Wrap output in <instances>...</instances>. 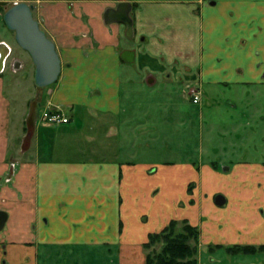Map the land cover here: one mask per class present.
I'll return each mask as SVG.
<instances>
[{
    "label": "rangeland",
    "instance_id": "obj_1",
    "mask_svg": "<svg viewBox=\"0 0 264 264\" xmlns=\"http://www.w3.org/2000/svg\"><path fill=\"white\" fill-rule=\"evenodd\" d=\"M21 1L33 5L35 10L44 4L53 5L51 1L64 3L66 0ZM5 10L6 7L0 6V24L4 34L16 45L13 33L2 21ZM33 17L38 21L36 12ZM175 22L166 18L159 24L152 23L153 30H161L158 33L153 31L152 35L149 34L150 26L143 24L148 31L142 33L144 39L149 41L152 38L158 49L149 54L154 56L153 61L157 60L148 63L145 71H137L138 80L120 82L119 110L114 119L106 114L82 110L69 114L87 126L74 129L73 121L63 128L44 126L51 133L46 134L49 137L45 138L41 149L61 150L57 143L65 139L63 150L79 154L68 158V163L89 165L98 162L101 165L111 162L119 168L122 165L142 168L141 175L132 177L130 185L140 186L141 191L146 189L145 193H136L134 189L132 192L136 195L132 197L137 201L143 196L148 203L143 201L138 205L132 202L131 211L135 214L128 213L131 215L128 220L127 217L124 219L126 213L122 214L121 169L116 174L115 201L119 211L115 234H133L136 228L149 227V223L154 224L156 220L155 227L161 223L166 227L175 221V231L180 232L182 221H186L198 230L197 264H264V46L259 47L257 65L260 73L257 79L247 83L228 81L207 85L201 73L199 21L194 26H187V20H181L179 24ZM16 48L17 53L26 59L27 66H31L29 56L18 46ZM14 74L4 79L5 88L24 83V75L16 77ZM24 90L21 89L22 93L16 96L8 91L5 98L13 104L10 121L16 123L21 121V116L18 117L20 113L15 112L13 106L20 107L21 104L25 108L26 105L23 117L26 137L20 147L28 150L33 135L28 132L31 121H40L37 105L39 102L43 105L47 95L39 94L34 83L31 87L33 99L30 95H23ZM194 95L199 96L197 104L192 102ZM92 119H96L94 125L89 123ZM13 138L17 139V135ZM91 151H98L100 157L87 156ZM19 161L8 160L10 168L0 178V186L6 184L4 178L9 181L14 177L17 172L15 163ZM23 187L22 184L19 189ZM27 188L19 190L17 198L12 192L13 198L0 192V209L15 212L19 209L18 204L25 208L26 199L34 190ZM217 195L225 198L224 205L215 204ZM30 224L37 228V234H42L44 226L39 218ZM146 239L131 244L133 251L129 252L133 256L136 251L134 258L141 256L144 264L145 253L149 251L143 247ZM54 245L48 257L43 248L38 250L36 264L118 263L116 245L112 250L104 246L98 249H60L58 244ZM159 246L160 243L155 245L156 248Z\"/></svg>",
    "mask_w": 264,
    "mask_h": 264
},
{
    "label": "crops",
    "instance_id": "obj_2",
    "mask_svg": "<svg viewBox=\"0 0 264 264\" xmlns=\"http://www.w3.org/2000/svg\"><path fill=\"white\" fill-rule=\"evenodd\" d=\"M211 1L214 3H208ZM128 2L132 6L130 15L134 28L131 39L126 38L124 25L106 24L103 20L104 12L115 8V0L51 1L53 5L44 4L34 10L40 28L54 43L61 61V74L55 87H36L39 94L47 95L45 103L42 105L39 102L37 105L40 114L47 109L61 111L69 123L73 121L74 129L87 126L69 115L81 110L85 113L106 114L108 118L114 119L119 110L120 82L138 80L137 71H145L147 64L153 61L154 56L149 52L158 50L152 38L149 41L144 39L142 33L148 31L144 29L145 26L142 27L143 24L150 26L149 34L152 35L153 31L158 33L161 30H153L151 26L166 18H171L177 24L187 20V26H194L199 21L202 39L201 73L205 84L216 85L228 81L247 83L258 78V52L259 47L264 46V40H259V35L264 33V0ZM1 25L0 53H4L5 48L9 52L0 71V178L10 168L7 163L9 159L20 161L15 163L17 172L14 177L9 181L4 178L6 184L0 186V192L13 198L12 192L17 198L19 190L24 191L27 187L34 190L26 199L25 208L18 204L19 209L15 212L0 209L7 215L3 230L0 231V264H36L38 250L43 248L48 257L54 244H58L60 249H98L104 246L107 250H112L116 245L117 264H144L141 256L139 259L134 258L136 251L133 256L129 254L133 251L131 244L142 243L148 233L161 230L164 224L155 227L156 220L154 224L150 222L149 227L144 225L136 228L133 234H115L119 211L115 201L116 174L121 169L122 214L126 213L124 219L127 217L128 220L131 218L128 213L135 214L131 211L132 202L138 205L146 202L143 196L137 201L132 197L134 189L141 194L146 189L141 191L140 186L130 185L132 177L141 175L142 168L139 165H122L119 168L111 162L101 165L98 162L89 165L68 163V158L78 157L79 154L63 150L65 139L57 143L61 150H42V143L49 137L46 134L51 130L43 128L37 119L30 123L31 129L28 132H33V135L28 150L21 149L20 144L26 137L23 118L26 105L25 108L21 104L22 108L13 106V110L20 113L18 117L21 116V121H10L9 113L13 104L5 95L9 91L16 96L22 93L21 89H25L23 95H30L33 99L31 87L34 67L28 56L31 66H27L26 59L17 53V44L14 45L8 39ZM124 51L134 53L131 62L121 59ZM13 73L16 77L24 75V83H14L10 89L5 88L4 79ZM95 120L89 123L94 125ZM16 135L17 139L13 138ZM87 156L100 157L98 151H91ZM52 158L54 160L51 161ZM22 184L25 187L19 189ZM37 218L44 226L42 234H37V228L30 224ZM11 219L13 222L9 224Z\"/></svg>",
    "mask_w": 264,
    "mask_h": 264
},
{
    "label": "water",
    "instance_id": "obj_3",
    "mask_svg": "<svg viewBox=\"0 0 264 264\" xmlns=\"http://www.w3.org/2000/svg\"><path fill=\"white\" fill-rule=\"evenodd\" d=\"M114 9H107L103 14L106 24L119 23L125 26V36L131 39L133 33V21L131 18V4L128 0H115ZM213 4V3H212ZM0 6L6 7L2 21L6 29L13 33L17 46L30 58L34 67L33 83L37 88H46L55 84L61 74V61L55 45L39 23L33 17V5H28L21 0H0ZM134 57L132 51H124L121 59L131 62ZM217 206L226 203L222 195L214 198ZM7 219L5 212L0 211V230Z\"/></svg>",
    "mask_w": 264,
    "mask_h": 264
},
{
    "label": "trees",
    "instance_id": "obj_4",
    "mask_svg": "<svg viewBox=\"0 0 264 264\" xmlns=\"http://www.w3.org/2000/svg\"><path fill=\"white\" fill-rule=\"evenodd\" d=\"M180 232L175 231L176 222L171 221L159 233L147 234L143 243L145 264H197L198 230L182 221ZM160 243L159 248L155 245Z\"/></svg>",
    "mask_w": 264,
    "mask_h": 264
},
{
    "label": "built area",
    "instance_id": "obj_5",
    "mask_svg": "<svg viewBox=\"0 0 264 264\" xmlns=\"http://www.w3.org/2000/svg\"><path fill=\"white\" fill-rule=\"evenodd\" d=\"M4 61L5 58L2 61L1 67H0V71L3 69L4 66ZM199 101V96L194 95L192 102L194 104H197ZM69 119L64 116V114L61 111H57V110H44L41 113L40 116V123L43 126H59V125H64V124H68Z\"/></svg>",
    "mask_w": 264,
    "mask_h": 264
},
{
    "label": "bare ground",
    "instance_id": "obj_6",
    "mask_svg": "<svg viewBox=\"0 0 264 264\" xmlns=\"http://www.w3.org/2000/svg\"><path fill=\"white\" fill-rule=\"evenodd\" d=\"M7 52H9V51H8V49L5 48V52L0 53V67H1L3 59L6 57Z\"/></svg>",
    "mask_w": 264,
    "mask_h": 264
},
{
    "label": "flooded vegetation",
    "instance_id": "obj_7",
    "mask_svg": "<svg viewBox=\"0 0 264 264\" xmlns=\"http://www.w3.org/2000/svg\"><path fill=\"white\" fill-rule=\"evenodd\" d=\"M208 3H211V4H212V3H214V2L211 1V2H208ZM131 7H132V6H131ZM131 9H132V8H131ZM131 18H132V17H131ZM132 21H133V20H132ZM133 33H134V30H133ZM263 35H264V33H262V34L259 35V40H260V41H261V40H262V41L264 40V39H263Z\"/></svg>",
    "mask_w": 264,
    "mask_h": 264
}]
</instances>
